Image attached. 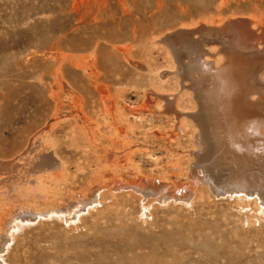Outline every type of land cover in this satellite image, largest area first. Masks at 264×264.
I'll return each instance as SVG.
<instances>
[{
  "label": "rangeland",
  "instance_id": "rangeland-1",
  "mask_svg": "<svg viewBox=\"0 0 264 264\" xmlns=\"http://www.w3.org/2000/svg\"><path fill=\"white\" fill-rule=\"evenodd\" d=\"M236 19L264 20V0H0V237L11 214L49 212L4 231V264H264V205L254 185L248 197L199 184L208 172L225 188L253 177L229 174L224 148L209 160L200 127L194 136L185 121L174 130L173 116L146 99L181 93L180 34L203 25L194 36H212V23ZM173 44L174 57L166 53ZM179 102L191 106L187 96ZM48 151L51 161L39 159ZM36 162L45 167L41 201L24 169ZM190 172L197 184L186 187ZM126 182L157 190L152 203ZM99 186L110 188L70 222L54 212ZM168 186L191 198L174 199Z\"/></svg>",
  "mask_w": 264,
  "mask_h": 264
},
{
  "label": "bare ground",
  "instance_id": "bare-ground-1",
  "mask_svg": "<svg viewBox=\"0 0 264 264\" xmlns=\"http://www.w3.org/2000/svg\"><path fill=\"white\" fill-rule=\"evenodd\" d=\"M220 22L221 23H217V24L212 23L211 26L206 25V27L208 26L207 28L210 27L211 30L214 31V35L212 36L207 35L206 33H203L204 35H202L200 38L194 36V32H198L199 35L201 34L200 29L204 28L203 25H201L202 28L200 27V29L197 27L196 28L193 27L184 31L183 32L184 34H180L178 40L181 41V43L183 42V44H185V46H183V49L182 48L181 49L183 50L182 53L184 52L183 55L186 57L187 60L185 61V63L182 62V65L179 64L180 66L177 64L176 67L175 64L174 66L176 69H174V72L177 74L176 79L178 83V91L180 90L181 93L177 94V92L175 91L174 93L172 92L171 94H167V93L159 94L154 92H153L154 94H152V92L150 91L151 94H146V99L149 101L160 103L161 105L159 110H163L165 113L173 116V118L176 120L175 122L176 129L174 130H177L180 133L183 132L184 129L182 125L183 122L185 121L184 125L190 126V132L193 133L194 136L196 132L195 131L196 126L200 127L201 128L200 133L202 132V135L200 136H202V138H205L203 140H205L204 145L206 147L207 153L209 154L208 157L209 160L210 159L211 161L214 160V162L218 160L221 156L220 150L221 148H224L228 156V159L226 160H229L230 163L225 162L223 164L228 166L227 169L226 168L225 169L228 170L229 174H235L237 173V171L238 172L240 171V172H244L245 174L247 173L248 176H251L253 177L252 179H254V181L253 180L241 181L243 177L239 178L237 176L239 178V181H237L236 183L234 182L233 184H231L232 183L231 181L229 182V185L227 184L228 187L226 188L218 187L216 183L219 181L215 180V182L216 181L217 182L213 183L209 178L210 172H208V174H203V175L201 174L202 176L200 177L199 184L200 182L207 183V186L213 192H215V194L224 195L226 193H229L230 196L234 194L237 195L247 194L248 196L249 194L250 195L253 194V192L255 191L256 197H258L260 203L264 205V186H263L264 184L263 183L264 182L263 181L264 180L263 179V175H264V20L262 19L260 21V20L252 19V22L255 23V26L248 24L246 21H238L237 19L234 21H227L224 23H222V21ZM176 36L177 35H175V37ZM163 37H165V35ZM206 41L207 42L215 41L218 42L219 45H216L217 48L211 51H205L204 50L205 48L202 47L199 48L198 45H200L203 42L206 43ZM170 42L172 43L171 40ZM199 42L201 43L195 45L196 43ZM186 45L189 46V48H187ZM190 45L191 48L194 45V48L191 49ZM174 47L176 46L173 44L172 46L169 47V50L166 52L169 55L171 54L173 57H174ZM178 50H177V54H178ZM93 70L94 69H92V71ZM182 96L188 97V102L191 105V106L189 105L190 107H185V109L183 107H182L183 109L180 107L181 102L179 101L182 98ZM102 99L103 101H105L104 96L102 97ZM109 103L111 104V101ZM115 104H113V106ZM147 104H149L148 106L151 105L150 103ZM144 106L146 105L144 104ZM106 109L107 112H110L112 114L113 111H111L108 108ZM33 149L35 148L33 147ZM43 149L46 148L43 147ZM49 153L51 152L48 151V154ZM48 154L45 153V155L41 156L39 159L45 161L46 160L51 161L49 160V158L50 156L52 157V155L51 154L48 155ZM40 163L41 162L38 163L36 162L34 164L31 163L28 165V167L24 166L25 167L24 169L26 170V172H28L27 175L29 173L32 175L33 177L32 182L35 183L34 186H35L36 196L41 201L43 198L40 194V191L42 190L41 187H43V185L41 186L40 181H38L39 179L38 176L41 174V172H43V168L45 167L41 168L42 165L40 166ZM48 163L46 164L48 165ZM55 163L53 164L56 165ZM204 164L205 163L203 162V165ZM52 166L50 167L53 168ZM217 168L215 170H217ZM194 175L195 174L193 172L192 173L190 172V174L188 175L189 183L185 184L186 187L189 186L192 187L194 185L193 182H196L195 180H193ZM241 176H247V175H241ZM215 179L218 178L215 177ZM212 180L214 181V179ZM31 184L33 186V183ZM196 184L194 186H196ZM119 185L114 186V188L117 189V187H120ZM253 185H254L253 188H255L254 191L250 190V188ZM109 188H105L104 186H99L98 188L93 190L92 194L90 193L91 192L90 191L89 194L91 195L90 196L88 195L86 199L83 198L84 200L81 201L78 200L80 201L78 202L80 204L79 206H73L72 204H69L70 203L69 202L67 203L68 207L53 211L55 213H59L63 217L62 219H65L66 221L70 222L72 218H76L89 206L95 204L97 196L99 198L100 193L103 190ZM114 188L111 189L115 190ZM122 188H125L126 190H133V192L139 194L137 195V197L139 198L140 201H142L141 203L143 205H148L149 203H152L153 201L152 197L155 196L157 191L154 190V188H150L149 186H147V184L145 185L141 183H138L135 186V183L133 185L131 183L126 182V184L123 183ZM164 188L166 189V187ZM171 190L172 189H170L168 186V191H169L168 193H170ZM130 194H135V193L130 192ZM169 195L173 196L174 194L170 193ZM191 195L192 192L189 191V193L186 195L183 194L182 196H173V197L174 199L179 201L180 200L186 201L191 198ZM158 198H161V196H158ZM165 198L168 197L166 196ZM142 208L147 212L146 206H143ZM30 212H31L29 213L30 215L13 213L11 214L13 218H11L12 217L11 216L10 220L8 219L7 222L2 221L5 222L6 228L2 230L0 237L1 238L0 264L5 263L1 251L4 249L5 250L8 249V245H7L8 239L6 238L7 236L4 234V231H6V229L9 227L12 226L15 227L17 225V222L25 223L35 219L38 216H46L47 214H49L48 211L42 212V211L32 210ZM3 227L4 225L2 226V228ZM8 238H12L11 234H9ZM3 240L4 242H2Z\"/></svg>",
  "mask_w": 264,
  "mask_h": 264
}]
</instances>
